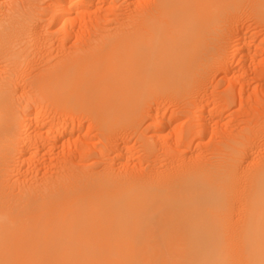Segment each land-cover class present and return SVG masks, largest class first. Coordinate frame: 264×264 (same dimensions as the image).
<instances>
[{
  "label": "bare ground",
  "instance_id": "1",
  "mask_svg": "<svg viewBox=\"0 0 264 264\" xmlns=\"http://www.w3.org/2000/svg\"><path fill=\"white\" fill-rule=\"evenodd\" d=\"M241 1L150 0L94 31H83L91 0H51L47 19L41 0L0 7V264H264L262 126L189 154L210 127L196 99L206 64L227 75L232 57L263 50L244 52L251 40L238 37L223 53L221 24ZM250 4L264 23V0ZM190 95L194 123L160 141L176 117L152 103ZM146 117L159 155L140 131ZM134 135L141 155L128 167Z\"/></svg>",
  "mask_w": 264,
  "mask_h": 264
},
{
  "label": "rangeland",
  "instance_id": "2",
  "mask_svg": "<svg viewBox=\"0 0 264 264\" xmlns=\"http://www.w3.org/2000/svg\"><path fill=\"white\" fill-rule=\"evenodd\" d=\"M7 1L8 0H0V3H1L0 4V7L2 8V6H4L5 4H7V3L10 2V0L8 2ZM50 1L51 0H41V2L39 3V5H40V12H39V14H36L37 16H39L41 18V15H42V18L44 17L43 19H47L49 17L48 14H50V12H49L50 11V9H49V6H50L49 3H50ZM149 1L148 0H91V2H92V4H91L92 8L87 9V11L90 12V13H92V15L94 17L92 15H90V14L87 15L86 20H87L88 24H87V22L85 20V23L86 24H85V27H84V30L83 31H94V30H96L97 27H102L103 25H104V27L106 25V28H108L107 27V24L110 25V28H113V27H115L114 25L115 24L117 25V22H119L121 20V17L124 18L126 16H130L131 14H133V15L136 14L140 9L145 8L146 6H148L151 3L150 2L148 4ZM243 1L244 2L241 1L240 2V5L237 6V7H240L242 9H238L236 7L238 9V11L237 10H235V12L233 11V14L234 15L232 14V11H228V12H230V14H232V17L229 16L230 15L229 14L227 16L228 18L226 16H225L226 19L223 18L224 20H223V22H222L221 25L224 26V29L221 28L222 29V32L221 33H222V36H223L224 35L223 34V30H225L224 32H226V35L228 36V39H229V40H227V38L224 36L226 38V39L224 38V41L227 40V41H225L227 44L224 47H228V48H226L227 50L224 48V50H223L224 52L223 53L227 54V56H229V57L232 54L234 55V53H232V51H233L232 45L234 46V44H232V43H234L233 42L234 39H238V37H240V39H245L246 38V39H250L251 40L250 41V44H248V45L243 44L242 47L244 49L243 48L242 49L244 50V52L248 49L247 51H250V52L253 53V51H255V46L257 44H261V42L263 41L262 42L263 45L261 44V46H262L261 47V50L263 49L262 52H260V51L258 52L256 50L255 51V53L257 52L256 55L253 54L252 57H251V59L253 57L254 58L252 60L250 59V61L246 57L247 59L244 58L245 60H243V58H242L238 62L239 58L232 57L233 56L232 55L231 57L234 58V60H233L230 57L231 58L230 60L232 62V63L230 62L231 65H232V66H230L232 68L230 70H232V72L231 71H229V73L227 72V75H226V73L224 74L223 71H221L222 70V69H220L221 67L218 70V67L217 66L214 67V66L211 65L212 62H209V65L207 63L206 64V67L209 66V69L208 70L210 71V74L211 73L212 74L209 75L210 77H208V79H207L208 81L206 80L204 83H202L201 89L203 88V90H201V92L198 93V95H199L198 97H200L201 99L205 98L202 101L199 100L198 98H196L197 96L195 97V95H196L195 94V95H192V97L190 95V99H189V97H187V98L185 97V99H183V97H182V99H181V96L180 97H177L179 99H177V98H174V99H172V98H170V99L169 98H164L165 101H163V99H161V101L159 100L160 102L157 101L158 102L157 103L155 101V102L152 103L153 105L151 104L152 107H153V110L151 112L152 114H154L156 112L155 110L158 109V110H160L162 112H165L167 118L170 117V116H168L169 114L170 115H174V117H176V118H174L171 121V126L168 127V128H171V129L165 128L162 132H159L158 133L159 140L160 141H162V142L165 141V142L172 143L173 140H174V137L177 136V135L180 136L179 133L182 134V132H184L183 130H185L186 127L189 126L188 123L191 122L190 123V125H191L195 121L193 114L195 112V108L196 107H192V106H194L193 103H192L193 102V100H192L193 99V96H194V100L196 98L198 101H200V102H197L199 105L200 104H204L205 102H207V103H205V105H206L207 109H209V110L212 109L211 110L212 111V115L211 114L209 115V114L205 113L204 114V117L207 119V122H208V124H209L210 127H209L207 133L204 135V138L202 137L200 139L199 138L194 139L192 141V146L190 144V147L191 148L189 150V154H192L191 156H193V155L196 156L197 154H200V153H203V152H205V153L208 152V154H206V156H208L210 152L212 153L211 148L214 147V146H216V145H214L215 143L218 146H219V144H220V146H222L223 145L222 142L228 143V142H230V140H232V139L229 140V139H224V138H229V137L231 138L232 137L234 139L236 137H239L241 134H243L242 131L244 132L245 129L246 130H251L250 128L252 126H253L252 127V130L253 131H257L255 129L257 125L260 126V127H257L259 129L262 126V129H263L262 131H264V120H263V116H264V111H263V109H264V78L261 79L262 75L264 77V70L261 69V68H264V47H263L264 46V25H262L264 23H262V24L260 23L259 24L258 21L260 19H257L258 20L257 21L255 19L256 17L254 18L253 14L251 15V13H250L249 10L251 9V7H253V5L250 4V2L252 3V0H250V1L243 0ZM242 3L246 4L247 6L246 5L245 6L247 8H245L244 5L241 6ZM139 5L140 6L143 5V7H140ZM132 10H133V13L131 12ZM136 10H138V11H136ZM128 13H129V15H128ZM96 15H98V16H96ZM114 15H115V18H114ZM118 15H119V17H116ZM113 18H114L115 21L116 20L117 21L115 22L113 20ZM107 21L108 22L110 21V23H107ZM111 21H113V22H111ZM261 22H264V21L261 20ZM221 25H220V27H222ZM59 27H60L59 24L55 22V24H53L52 27H49L48 28V34L52 38L51 41L53 42L52 44L54 46V48L52 47L53 49H58V47H56L55 46L56 44L54 45V43H57V40H59L61 38L62 33H63V30H61V32L59 31L60 30ZM57 31H59L60 33L59 32L57 33ZM73 40L74 39H70V41H68L69 43H65V47L67 46L68 48H70V46L74 42ZM236 41L237 40H235V43H236ZM225 42H224V45H225ZM58 43H60V42L58 41ZM230 47L232 48V51H231V48ZM234 48H235V46H234ZM229 57H227V58L229 59ZM241 60L244 61V62H242ZM243 63L245 65H243ZM242 65H243V67H242ZM260 69L263 71V73H262V71H260ZM215 70H216V72H215ZM255 72H257V74ZM239 80H241V81L239 82ZM232 81H233V83H232ZM235 81H237V82H235ZM246 81H248V82H246ZM234 82H235V84H234ZM231 83L234 84V85H230ZM236 83H237V86H236ZM239 83H240V85H239ZM246 83H248V84H246ZM237 87H238V89H237ZM202 92H204V93H202ZM186 96H188V95H186ZM226 96H228V97H226ZM212 97H213V99H212ZM223 98H224V102H223ZM226 99H228V101ZM194 102H196V101H194ZM224 104H226L225 105L226 107L224 106ZM214 111H215V113H213ZM151 113H150V115L152 116ZM257 115H258V119L256 118ZM206 116L209 117V118H207ZM147 117L143 121V124L141 126V130L140 131H143V129H144V132H143V134L145 135L144 137L146 139H149L151 142H154L156 139H153L152 140V138H151L153 136V134H154L153 131H151V130H153L152 129L153 128L152 127V122L153 121L151 120V118H147ZM243 118H245V119H243ZM249 118H251V119H249ZM255 118H256V120H254ZM189 119H191V120H189ZM174 120H177V121H174ZM208 120H210V121H208ZM254 123L256 125H254ZM261 123H262V125H260ZM86 124L87 123H85V122L83 123V128L86 127L85 128L86 130L82 128V131L85 130V132H86L88 130V128H87L88 125L86 126ZM90 130H93V129H90ZM90 130H88V134L90 133ZM235 130H236L237 133L235 132ZM85 132H83V133H85ZM209 132L210 133L213 132L214 134L212 133L213 134L212 135ZM222 132H223V134H222ZM230 132H231V134H230ZM245 133H246V131H245ZM262 133H261V135H263V136H261V138L264 139L263 138L264 137V133L263 134ZM91 134L93 136L94 135L96 136L97 133H96V131H94V132H91ZM236 134H238V135H236ZM221 135H224V137L221 136ZM234 135H236V136H234ZM89 136H90V134H89ZM93 136L92 137L90 136L89 138L92 141V143L95 142V144H97V139H95V138H97L98 134H97L96 137H93ZM74 138H76V137H74ZM80 138L82 139V135L80 136ZM128 139H129L128 140V143H130L129 144V148H130V150L132 152L131 153L132 154V158L129 161V163H128L127 166L128 167L129 166L132 167L134 165V163L136 164L138 162L137 160H138V158L140 157L141 154H140L139 145L137 144L138 142H136L137 141L136 136L134 135V137L133 136L132 137H128ZM176 139H177V137H176ZM263 141L264 140H262V142ZM98 143H99V140H98ZM59 144H60V142L58 143V145ZM155 144H156V146H155ZM155 144H154V147H155V154H156V152H159V150H158V148H156L157 147V142L156 141H155ZM97 146H98V144H97ZM209 148H210V150H209ZM217 148H218L217 146L214 147V150H216ZM181 149H183V147L180 148V150ZM55 150H57V149L55 148V149H52L51 150V153L52 154H50V156L51 155L55 156L56 154H53V153H58ZM52 151H54V152H52ZM156 155H159V153L156 154ZM211 155L212 154H210V156ZM56 156L53 157L54 160H55ZM50 158L53 160L52 156ZM93 160H94L93 157H90V159L87 160V163H89V162L92 163ZM143 162H141V165H142L141 167H142V169L147 170L148 169V166H149L148 165V162H146V161H143Z\"/></svg>",
  "mask_w": 264,
  "mask_h": 264
}]
</instances>
